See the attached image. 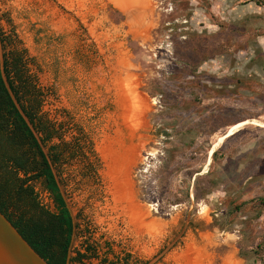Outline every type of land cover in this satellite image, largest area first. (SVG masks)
<instances>
[{
  "label": "rangeland",
  "instance_id": "rangeland-1",
  "mask_svg": "<svg viewBox=\"0 0 264 264\" xmlns=\"http://www.w3.org/2000/svg\"><path fill=\"white\" fill-rule=\"evenodd\" d=\"M0 29L99 159L62 173L69 264H264V126L215 146L264 122V0H0Z\"/></svg>",
  "mask_w": 264,
  "mask_h": 264
},
{
  "label": "trees",
  "instance_id": "trees-1",
  "mask_svg": "<svg viewBox=\"0 0 264 264\" xmlns=\"http://www.w3.org/2000/svg\"><path fill=\"white\" fill-rule=\"evenodd\" d=\"M12 42L0 29V212L48 264H65L71 235L74 229L77 234L79 223L73 222L60 189V185L65 187L62 173L77 160L81 177L95 184L99 159L91 139L72 117L64 121L47 117L42 110L46 92L27 67L30 59L25 49ZM70 129L74 133L63 139ZM36 183L48 193L52 209L41 202ZM239 254L246 252L240 249ZM96 256L95 248L86 244L69 262ZM102 263L116 264L105 258Z\"/></svg>",
  "mask_w": 264,
  "mask_h": 264
},
{
  "label": "water",
  "instance_id": "water-1",
  "mask_svg": "<svg viewBox=\"0 0 264 264\" xmlns=\"http://www.w3.org/2000/svg\"><path fill=\"white\" fill-rule=\"evenodd\" d=\"M2 49L0 43V68H2ZM2 79L6 85L4 76ZM71 214V212H70ZM72 216V215H71ZM74 222V221H73ZM75 229L71 235L65 264H69L71 243ZM0 264H48L20 235L15 227L0 212Z\"/></svg>",
  "mask_w": 264,
  "mask_h": 264
},
{
  "label": "bare ground",
  "instance_id": "bare-ground-1",
  "mask_svg": "<svg viewBox=\"0 0 264 264\" xmlns=\"http://www.w3.org/2000/svg\"><path fill=\"white\" fill-rule=\"evenodd\" d=\"M244 121V120H243ZM242 121V122H243ZM242 122H240L238 125H234V126H231V127H229L227 130H226V132L223 134V135H221V136H219L217 139H216V142H215V146L219 143V142H221L222 140H223V138L224 137H226L227 135H229V134H231V133H233V132H236L237 130H239V128L240 127H242L244 124H246V123H248V124H253V123H258V124H260V125H262V126H264V122H259V121H256V120H246V121H244L243 123ZM219 145V144H218ZM214 146V147H215ZM214 151V148L211 150V152L210 153H212Z\"/></svg>",
  "mask_w": 264,
  "mask_h": 264
}]
</instances>
